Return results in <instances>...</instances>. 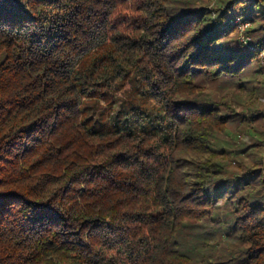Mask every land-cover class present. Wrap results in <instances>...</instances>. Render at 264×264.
Wrapping results in <instances>:
<instances>
[{
  "label": "trees",
  "instance_id": "1",
  "mask_svg": "<svg viewBox=\"0 0 264 264\" xmlns=\"http://www.w3.org/2000/svg\"><path fill=\"white\" fill-rule=\"evenodd\" d=\"M211 2L0 0V264H194L220 214L229 261L264 264V109L238 111L264 75V0ZM126 86L159 132L88 125Z\"/></svg>",
  "mask_w": 264,
  "mask_h": 264
},
{
  "label": "rangeland",
  "instance_id": "2",
  "mask_svg": "<svg viewBox=\"0 0 264 264\" xmlns=\"http://www.w3.org/2000/svg\"><path fill=\"white\" fill-rule=\"evenodd\" d=\"M215 1L216 0H212L211 4L213 5ZM255 77H257V75L255 76L254 73L251 78ZM259 80V83L256 82V79L252 80L248 88L249 90L239 98L240 105H238V111L245 113L249 120L252 119V114H257V110L264 109V75H262ZM252 87L256 88L258 97L252 102H248L249 91ZM221 89L222 88L213 86L210 91L212 94H219ZM226 89L235 91L236 86L228 85L225 90ZM251 112L253 113L251 114ZM162 113V110L158 106H155L152 102L146 101L141 92H133L132 88L129 86H126L124 90L118 91L116 101L111 107L100 102V107L98 105L96 108H89L88 112L83 111L84 119L87 120L91 128L105 130L117 127L133 132L142 131L146 128H154V130L159 132L160 123L158 118ZM101 114H105V118L102 117ZM109 114L112 115L108 117L107 115ZM257 118L260 124L264 122H261L260 116ZM258 121L254 120L255 123H258ZM240 138L247 139L246 134H243ZM221 140L228 146H232V148L238 142L237 139L234 137L232 138L230 135L221 136ZM254 157L255 155L252 154L251 148L245 151H239L238 148H233V152L229 154L228 158L231 162L237 159L238 161L243 160L245 163H250ZM219 216L222 222L219 223L220 228L218 230L214 228L216 223H213L212 226H205L207 233H204L200 239L202 240L200 241V245L204 244L198 247V252H196L198 258H196L194 264H236L234 261V263L229 261V259L234 257L235 252L239 250V241L233 234L226 235L223 228L224 216L223 214Z\"/></svg>",
  "mask_w": 264,
  "mask_h": 264
},
{
  "label": "built area",
  "instance_id": "3",
  "mask_svg": "<svg viewBox=\"0 0 264 264\" xmlns=\"http://www.w3.org/2000/svg\"><path fill=\"white\" fill-rule=\"evenodd\" d=\"M231 23L234 24L238 31H239V40L246 46H248L250 49H255L254 47L251 46V36L247 34V30L250 26V23L247 21H244L240 19L239 17L231 20ZM259 54L262 60H264V48L259 49Z\"/></svg>",
  "mask_w": 264,
  "mask_h": 264
}]
</instances>
